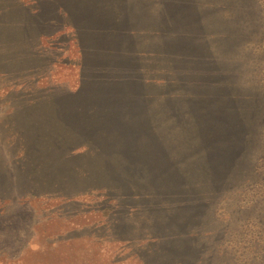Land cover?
<instances>
[{
	"label": "trees",
	"instance_id": "trees-1",
	"mask_svg": "<svg viewBox=\"0 0 264 264\" xmlns=\"http://www.w3.org/2000/svg\"><path fill=\"white\" fill-rule=\"evenodd\" d=\"M262 11L260 0H0V203L100 190L125 206L109 209L113 228L141 264H264ZM70 48L76 88L36 91L47 55ZM232 223L260 231L244 257L226 244Z\"/></svg>",
	"mask_w": 264,
	"mask_h": 264
},
{
	"label": "rangeland",
	"instance_id": "rangeland-1",
	"mask_svg": "<svg viewBox=\"0 0 264 264\" xmlns=\"http://www.w3.org/2000/svg\"><path fill=\"white\" fill-rule=\"evenodd\" d=\"M260 3L263 9V18L260 23L258 21L261 33L253 37L254 42L259 44L261 38V43H264V28L261 26L264 23V0ZM259 58L261 61L252 68V72L256 79L261 77L260 82L264 85V57ZM47 59L53 63L49 62L47 76L41 78L34 89L38 91L44 86L75 89L78 72L74 67L76 57L73 48L62 55L57 52L47 55ZM154 81L165 82L160 78ZM5 84L8 83L0 81V117L7 108L4 96L9 89L4 88ZM6 86L10 87L9 84ZM258 191L253 189L246 197ZM74 199L77 202L68 203L59 196H44L32 198L25 206L16 199L0 203V206L3 205L0 215V264H141L136 240L122 241L113 228V222L118 217L109 209L125 210L124 205L100 190H92ZM227 227L225 240H230L226 244L235 250L236 257H244L250 242L260 234L257 225L251 223L243 232L237 231V225L233 223L227 224Z\"/></svg>",
	"mask_w": 264,
	"mask_h": 264
}]
</instances>
